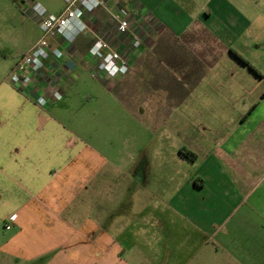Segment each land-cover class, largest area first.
<instances>
[{"label": "crops", "instance_id": "obj_1", "mask_svg": "<svg viewBox=\"0 0 264 264\" xmlns=\"http://www.w3.org/2000/svg\"><path fill=\"white\" fill-rule=\"evenodd\" d=\"M120 4L154 24L133 25L127 73L94 75L89 47ZM0 24V264H264V0H110L22 88L11 71L40 25ZM103 92L116 130L144 139L88 140Z\"/></svg>", "mask_w": 264, "mask_h": 264}, {"label": "built area", "instance_id": "obj_2", "mask_svg": "<svg viewBox=\"0 0 264 264\" xmlns=\"http://www.w3.org/2000/svg\"><path fill=\"white\" fill-rule=\"evenodd\" d=\"M109 1L65 0V9L56 14L31 0V7L26 11L38 21L42 35L14 65L10 76L12 84L17 88L29 86L48 61L59 63L69 60L71 57L65 45H72L81 34L88 31L89 17L97 10L107 8ZM109 13L108 25L96 33L95 40L89 47V55L94 75L116 77L129 71L130 50L138 48L142 41L143 34L136 31L133 25L137 23L146 30L154 22L149 13H137L125 4L110 8ZM34 98L41 106H46L55 99L43 94H37ZM13 218L15 215L11 216Z\"/></svg>", "mask_w": 264, "mask_h": 264}, {"label": "rangeland", "instance_id": "obj_3", "mask_svg": "<svg viewBox=\"0 0 264 264\" xmlns=\"http://www.w3.org/2000/svg\"><path fill=\"white\" fill-rule=\"evenodd\" d=\"M34 1L39 2L49 12L56 14L64 10L66 7L65 0H34ZM30 7H31V0H0V18L3 16L11 17L14 16V14L17 15L23 12L27 15L28 14L30 15V13L26 11V9ZM103 17L110 18V13L109 12L104 13ZM21 25L22 24L19 23L9 24L7 28V33L10 38L15 37L21 30H25V28L21 27ZM103 25L106 26L108 24H103ZM91 27L93 28V25H91ZM164 41L166 42L167 45L172 46V44H174V40L170 37H167ZM173 57L174 56L168 57L165 53L163 59L164 61H166L167 59L170 60L174 65H176L178 62L179 63L181 62L180 60H176ZM180 64H178L177 66H180ZM1 66H6V59L3 55H0V67ZM181 82L179 83L170 82L169 85L170 91L173 92L174 90L179 89L178 85ZM106 93L107 92L98 94V97L100 99V104L99 106H97L98 107L97 109H100L101 108L100 106H104V109H101V111L97 113V116L93 115L94 110L90 109L89 110L90 113H88L90 115L89 116L87 115L88 117L86 118V133H87L86 137L88 138V140H90L94 144H99L104 146L108 144L110 145L113 144L116 146V144L123 145L124 143L127 142L134 143L135 141L139 142L141 139H144V136H141L140 133L138 132L133 133L132 131H130L125 127L116 130V104L111 103L112 100L108 98L107 96L108 93L107 94ZM114 94H116V89L114 90ZM107 153L110 152L107 151ZM3 233L5 234L4 227H2V230H0V237L2 236L4 238L5 235ZM9 233H11V231H8V234Z\"/></svg>", "mask_w": 264, "mask_h": 264}, {"label": "trees", "instance_id": "obj_4", "mask_svg": "<svg viewBox=\"0 0 264 264\" xmlns=\"http://www.w3.org/2000/svg\"><path fill=\"white\" fill-rule=\"evenodd\" d=\"M236 55L242 60L244 61L245 63H247L249 66L253 67L252 64H250L248 62V60H246L242 55L238 54L237 52H235ZM183 153L188 156V157H191V158H195L196 157V153L193 152L192 150L188 149V148H184L183 150Z\"/></svg>", "mask_w": 264, "mask_h": 264}]
</instances>
